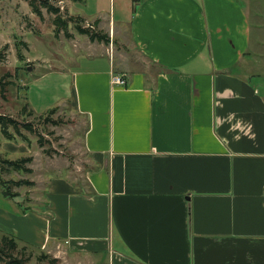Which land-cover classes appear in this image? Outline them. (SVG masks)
<instances>
[{
  "label": "crops",
  "instance_id": "0c3cea01",
  "mask_svg": "<svg viewBox=\"0 0 264 264\" xmlns=\"http://www.w3.org/2000/svg\"><path fill=\"white\" fill-rule=\"evenodd\" d=\"M120 1L108 29L146 65L70 73L88 170L5 236L64 264H264V0Z\"/></svg>",
  "mask_w": 264,
  "mask_h": 264
},
{
  "label": "rangeland",
  "instance_id": "374dc122",
  "mask_svg": "<svg viewBox=\"0 0 264 264\" xmlns=\"http://www.w3.org/2000/svg\"><path fill=\"white\" fill-rule=\"evenodd\" d=\"M30 2L39 13L23 0H0V117L12 120L21 135L9 127L13 141L7 142L0 131V156L10 162L31 161L24 167L26 172L2 173L4 182L29 184L11 186V193L24 200L19 205L4 197L0 186L1 235L14 227L12 216L42 210L51 179L68 177L77 183L84 180L89 166L83 148L86 123L67 105L70 73L84 67L87 61L109 64V56L121 71L142 70L139 65H146L132 46L129 30L119 33L117 28L108 29L111 21L125 19L120 0ZM77 28L102 33L108 37L109 45L99 44L103 51H96L98 55L92 59L87 49L77 46V39L83 45L86 40L91 43ZM42 254L26 251L25 264H50L55 260L46 255L48 259L40 262ZM55 264L64 263L57 260Z\"/></svg>",
  "mask_w": 264,
  "mask_h": 264
},
{
  "label": "trees",
  "instance_id": "16d2710c",
  "mask_svg": "<svg viewBox=\"0 0 264 264\" xmlns=\"http://www.w3.org/2000/svg\"><path fill=\"white\" fill-rule=\"evenodd\" d=\"M23 1H25L29 5V7L34 10L35 13H39L37 10L34 9V3L30 2V0H23ZM54 13H56V11H54ZM77 29L80 35L87 37L91 43L109 45L108 37H106L102 33H97V32L90 33L80 28H77ZM50 113H53V111H51ZM9 127H13V129L15 130V133L21 136L18 128L16 127L15 123L12 120L4 118V117H0V131L2 135L6 137L7 142H12L13 135L8 133ZM26 128L31 130L30 127H26ZM30 163H31L30 159L10 162L0 156V186L3 190L4 197L11 199V200H13L14 198H17L18 196L16 194L11 193V186L21 187L22 185H28L29 183H23V182L17 183V182H12V181L4 182L2 180V176H3L2 173L4 172L6 173L26 172L24 167ZM28 250L33 251L32 249L28 247L22 246L21 248V245L15 238L0 234V264H25L27 260L24 259V257L26 256V251ZM46 259H48L47 256L42 254L38 258V261L41 262ZM55 263H57V260L50 261V264H55Z\"/></svg>",
  "mask_w": 264,
  "mask_h": 264
},
{
  "label": "built area",
  "instance_id": "2783aa9c",
  "mask_svg": "<svg viewBox=\"0 0 264 264\" xmlns=\"http://www.w3.org/2000/svg\"><path fill=\"white\" fill-rule=\"evenodd\" d=\"M111 83L114 87H126L127 81L125 80V77H120L113 75Z\"/></svg>",
  "mask_w": 264,
  "mask_h": 264
},
{
  "label": "water",
  "instance_id": "95a60500",
  "mask_svg": "<svg viewBox=\"0 0 264 264\" xmlns=\"http://www.w3.org/2000/svg\"><path fill=\"white\" fill-rule=\"evenodd\" d=\"M14 203L19 205V204H23L24 200L23 199H20V198H14L13 199Z\"/></svg>",
  "mask_w": 264,
  "mask_h": 264
}]
</instances>
